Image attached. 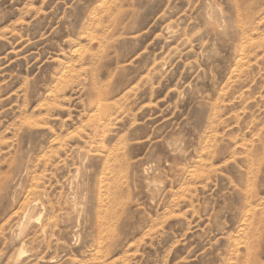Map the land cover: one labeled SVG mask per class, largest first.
Returning <instances> with one entry per match:
<instances>
[{
    "label": "rangeland",
    "instance_id": "rangeland-1",
    "mask_svg": "<svg viewBox=\"0 0 264 264\" xmlns=\"http://www.w3.org/2000/svg\"><path fill=\"white\" fill-rule=\"evenodd\" d=\"M0 264H264V0H0Z\"/></svg>",
    "mask_w": 264,
    "mask_h": 264
},
{
    "label": "bare ground",
    "instance_id": "bare-ground-1",
    "mask_svg": "<svg viewBox=\"0 0 264 264\" xmlns=\"http://www.w3.org/2000/svg\"><path fill=\"white\" fill-rule=\"evenodd\" d=\"M171 26V25H170ZM170 26H168V27H170ZM170 29V28H169ZM171 29H173V28H171ZM172 31V30H171ZM170 33H172V32H170ZM98 105V104H97ZM101 105V104H100ZM100 107V106H99ZM97 108H98V106H97ZM100 111V110H99ZM71 180V179H70ZM72 186V185H71ZM33 202V201H32ZM37 202V201H36ZM29 206V205H28ZM27 206V207H28ZM34 206V205H33ZM40 206V208H41V205H39ZM31 208V207H30ZM33 208V207H32ZM30 210V209H29ZM32 210V209H31ZM39 210V209H38ZM249 211V210H248ZM28 213V212H27ZM24 220V219H23ZM39 220V219H38ZM20 226V225H19ZM50 227V226H49ZM21 228V227H20ZM43 230V229H42Z\"/></svg>",
    "mask_w": 264,
    "mask_h": 264
}]
</instances>
